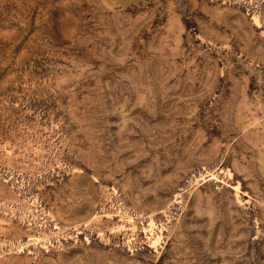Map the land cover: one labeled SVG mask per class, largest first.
<instances>
[{
    "label": "rangeland",
    "instance_id": "obj_1",
    "mask_svg": "<svg viewBox=\"0 0 264 264\" xmlns=\"http://www.w3.org/2000/svg\"><path fill=\"white\" fill-rule=\"evenodd\" d=\"M0 264H264V0H0Z\"/></svg>",
    "mask_w": 264,
    "mask_h": 264
}]
</instances>
